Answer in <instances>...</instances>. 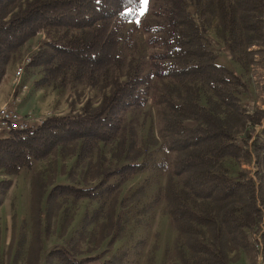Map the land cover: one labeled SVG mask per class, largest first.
Returning <instances> with one entry per match:
<instances>
[{"label": "trees", "instance_id": "obj_1", "mask_svg": "<svg viewBox=\"0 0 264 264\" xmlns=\"http://www.w3.org/2000/svg\"><path fill=\"white\" fill-rule=\"evenodd\" d=\"M142 6L143 0H0V85L9 66L17 63V53L44 31L48 41L32 53L25 71L26 76L28 69L38 70L37 88L73 83L110 88L97 107L87 103L75 116H51L29 131L1 139L0 170L19 175L58 149L75 154L80 165L101 144L128 133L127 114L145 106L148 88L163 123L160 139L173 158L171 167L164 161L150 166L137 163L142 155L138 153L131 163L99 172L104 179L94 187L54 186L47 196L48 218L54 209H62L61 198L101 202L113 196V201L85 215L79 238L53 249L48 264H137L144 240L101 259L127 235L128 219L117 216L121 185L149 169L167 173L164 199L178 233L175 250L180 264H232L224 236L248 250L253 248L250 231L260 230L264 221V108L250 112L241 104L240 95L248 92L245 82L216 62L206 38L217 18L219 37L233 61L244 66L247 56L258 53L253 47L264 49V0H166L165 26L157 30L158 44L149 62L130 64L122 80L115 72L126 63L123 28L140 19ZM125 145L124 140L121 157ZM229 158L254 163V170L241 171L233 180L224 166ZM113 178L119 180L109 183ZM11 186V179L0 181V207ZM143 192L144 186L136 189L120 207L138 201ZM93 225L98 230L89 231ZM89 237L96 245L87 252L106 241L108 249L78 259L84 252L77 245Z\"/></svg>", "mask_w": 264, "mask_h": 264}, {"label": "rangeland", "instance_id": "obj_2", "mask_svg": "<svg viewBox=\"0 0 264 264\" xmlns=\"http://www.w3.org/2000/svg\"><path fill=\"white\" fill-rule=\"evenodd\" d=\"M165 10L166 0H149L147 5L142 6L141 13L144 14L140 19L123 28L122 54L126 63L115 72L122 80L125 79L124 74L130 64L143 62L145 59L149 62V56L158 44L157 30L165 26ZM190 11L197 22L201 23L196 8L191 5ZM219 30L218 19L215 18L206 33L208 47L215 53L216 62L232 69L245 82L248 92L240 95V101L248 111L264 108V49L253 47L252 50H257L258 53L247 56L243 66L233 61L227 43L219 37ZM47 41L46 33L41 31L17 53L15 63H21L27 54L36 52ZM17 63H13L14 67ZM40 77L38 70L28 69L25 76L27 89L14 91L12 83L13 92L5 103H15L22 114L33 120L35 126L51 116H75L82 112L87 103L97 107L104 94L110 91V88L102 89L76 83L66 88H37L35 82ZM147 97L143 108L127 114L131 127L128 133L109 144H101L98 151L80 165L75 154L67 155L65 150L58 149L46 159L36 161L32 169L22 170L19 175L7 176L0 170V181L12 180V186L0 207V264H48L47 256L51 250L68 247L72 238H79L85 215H92L101 203H105L107 208L113 201V196L101 202L88 198H61L59 202L63 203L62 209L57 213L54 209L48 218L46 200L54 186L94 187L104 179L99 172L131 163L130 158H134L138 153L142 155L137 163L146 161L152 166L164 161L169 167L172 166V155L160 139L159 131L163 123L157 114L151 88L147 89ZM261 129L257 128V132ZM124 140L125 152L121 157V142ZM153 140L160 143L153 145ZM224 166L233 180L239 179L241 171L254 170V163L245 162L243 159H226ZM166 179V172L149 169L142 174L131 176L121 185L116 197L117 216L128 219L127 235L114 244L110 252L101 259L102 262L118 251L131 248L140 240H144L146 246L143 254L136 258L137 264H180L175 250L178 233L167 214L164 199ZM118 180L113 178L109 183L113 184ZM141 186H144V192L138 195L139 200L122 209L120 203ZM43 193H46L43 200L38 202ZM260 228L258 231H250L253 248L248 250L234 246L229 236H224V240L228 242L232 264H260L256 240L261 238L264 244V221ZM96 230V225L89 228V231ZM90 239L91 237L77 245L78 250L84 252L78 259L99 255L108 249L106 241L98 250L87 252L96 245L95 242L91 243Z\"/></svg>", "mask_w": 264, "mask_h": 264}, {"label": "built area", "instance_id": "obj_3", "mask_svg": "<svg viewBox=\"0 0 264 264\" xmlns=\"http://www.w3.org/2000/svg\"><path fill=\"white\" fill-rule=\"evenodd\" d=\"M31 62L32 53H29L17 66L12 80L14 91H25L27 89V85L24 83V76L25 71ZM45 120L46 119L41 121L38 125ZM34 127L33 120L22 114L15 103L5 104L0 108V140L10 136L13 132H26ZM256 247L260 252V264H264V244L262 243L261 238L257 239Z\"/></svg>", "mask_w": 264, "mask_h": 264}, {"label": "crops", "instance_id": "obj_4", "mask_svg": "<svg viewBox=\"0 0 264 264\" xmlns=\"http://www.w3.org/2000/svg\"><path fill=\"white\" fill-rule=\"evenodd\" d=\"M14 66L15 65H13V64L9 66L8 72H7L6 76L4 77V79L0 85V107L3 106L9 100V98L11 97V94L13 92L11 88H12L13 75H14V72L16 70V67H14ZM26 114H28V113H26ZM58 249H60V248H58Z\"/></svg>", "mask_w": 264, "mask_h": 264}, {"label": "snow or ice", "instance_id": "obj_5", "mask_svg": "<svg viewBox=\"0 0 264 264\" xmlns=\"http://www.w3.org/2000/svg\"><path fill=\"white\" fill-rule=\"evenodd\" d=\"M148 2H149V0H143V4H144V5H147ZM143 14H144V13L142 12L141 15H143Z\"/></svg>", "mask_w": 264, "mask_h": 264}]
</instances>
